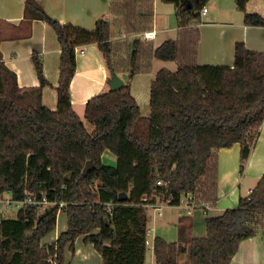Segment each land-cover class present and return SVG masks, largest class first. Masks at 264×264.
<instances>
[{
    "label": "trees",
    "instance_id": "obj_1",
    "mask_svg": "<svg viewBox=\"0 0 264 264\" xmlns=\"http://www.w3.org/2000/svg\"><path fill=\"white\" fill-rule=\"evenodd\" d=\"M123 1L122 8L133 12L138 0ZM160 1L174 5L184 30L209 0ZM248 1L235 0L244 24L264 26L260 14L246 12ZM150 10L151 6L145 14ZM26 11L57 37L61 50L57 104L50 110L42 103L41 89L48 81L35 52L32 60L40 86L31 89L18 86L0 52V195L9 193L14 200L44 196L52 204L42 209L27 205L15 218L0 220V264H64L65 247L73 252L80 236L101 255L102 264H145L144 205L153 203L156 195L178 205L183 196L197 193L211 202L216 195L217 150L236 143L243 171L264 121V54L238 42L232 67L198 65V32L185 30L179 40L168 39L155 48L133 38L121 62L119 43L111 40L113 31L104 18L87 30L61 25L33 0L26 2ZM89 44H96L110 73H126L129 79L152 59L178 63L175 71L156 72L148 116L141 115L130 84L125 83L85 102L84 117L93 125L91 133L86 130L72 108L70 83L75 50ZM106 150L116 156L114 166L102 162ZM88 161L91 166L84 174ZM121 192L126 198L119 201ZM60 210L67 229L42 247ZM262 224L264 174L249 195L239 197L235 208L206 217V236L191 239L187 250L154 237V264H177L185 250L189 264H229L240 242L254 237Z\"/></svg>",
    "mask_w": 264,
    "mask_h": 264
},
{
    "label": "crops",
    "instance_id": "obj_2",
    "mask_svg": "<svg viewBox=\"0 0 264 264\" xmlns=\"http://www.w3.org/2000/svg\"><path fill=\"white\" fill-rule=\"evenodd\" d=\"M28 0H0V52L5 65L11 69L17 77L18 86L22 89L37 88L40 86L36 69L32 60L35 52L41 59L43 75L48 84L41 89L42 103L50 110L56 109L57 97L56 86L58 82V68L60 46L57 37L50 26L44 21L31 18L27 15L26 2ZM51 18L57 20L61 25L71 24L87 30L95 28L96 21L104 18L111 26L113 34L112 41L124 40L125 36L139 39L141 42H149L152 47H157L168 39L179 40L183 31L197 30L196 63L198 65L232 67L234 63V48L236 43L244 46L255 53L264 54V26H250L243 22L244 14L236 9V4L231 5L227 1L224 11L219 5L214 10L207 11L199 16L200 23L196 26L189 24L183 28L179 24L176 15L177 27H163V18L158 20L155 5L160 0L143 1L138 0L133 4L131 11H126L123 0H33ZM232 2H235L232 1ZM152 11L145 14V11ZM174 6V5H173ZM247 13H257L264 18V1L249 0L246 4ZM123 13V14H122ZM146 17L147 20H142ZM127 23V24H126ZM129 25V26H128ZM141 30V28H143ZM140 28V30H139ZM146 32H154L151 40H143L141 35ZM116 33V34H115ZM115 35V36H114ZM128 42V43H129ZM83 48V53L79 49ZM76 70L70 83V97L78 92L81 103L95 93L104 91L110 72L104 64V60L98 51L96 44H89L77 48ZM165 62H172L170 68H166ZM176 61H163L152 59L147 68L138 71H148L147 81H143L142 90H136L135 81L137 77L144 74L136 73L130 84V91L135 98L141 115L146 117L149 112L144 113L143 108H149L150 84L155 78L158 70L165 68L170 71L177 69ZM125 83L126 73L117 74ZM94 77V79H93ZM91 82L92 85H86ZM72 104V108H74ZM74 110V109H73ZM147 111V110H145ZM106 159L107 164H105ZM116 156L110 151L102 155L105 165L114 166ZM240 145L234 144L230 148L217 150V175L216 195L211 202H205L202 195L188 194L183 196L178 205H171L161 200L159 195L154 197L155 201L144 205L146 214V230L149 240V231L153 232L151 241L146 244L145 264H154L153 251L151 258L147 257V250L154 237L159 236L166 242H174L183 246L186 250L191 239L204 238L206 236V217L221 216L227 209L235 208L239 197L250 194L264 174V121L252 145L249 157L240 172ZM11 198L9 193L0 195V200ZM189 200V201H188ZM208 206V207H207ZM161 209V210H159ZM3 210V211H2ZM0 202V220L2 212L8 211ZM61 210L58 212V214ZM58 214L55 229L42 238L41 246L48 247L54 243L60 233L66 231L67 221L58 224ZM65 215V214H64ZM66 217V215H65ZM6 219V218H5ZM84 236L74 241V251L71 253L68 246L64 249V264L68 261L67 251L73 256H80V262H85L87 257H96L98 264H102L101 255L94 249L92 244H84ZM48 239L47 241H45ZM180 253L177 264H181L184 257L185 264H189L188 253ZM264 263V224L260 225L257 234L240 242L238 250L229 264H261Z\"/></svg>",
    "mask_w": 264,
    "mask_h": 264
},
{
    "label": "rangeland",
    "instance_id": "obj_3",
    "mask_svg": "<svg viewBox=\"0 0 264 264\" xmlns=\"http://www.w3.org/2000/svg\"><path fill=\"white\" fill-rule=\"evenodd\" d=\"M227 1L229 2V3H231V5H234L235 4V2H232V1H234V0H209L208 1V3L205 5V7L210 11V12H212L213 10H214V6H220V7H223L224 8V11L226 10V8H230V5H229V7H227ZM155 9H156V15L158 16V20L160 21L161 20V18H163V27H171V28H175V27H177V22H176V20H175V17H174V15H175V12H174V6L172 5V4H167V3H163V2H161V1H157L156 2V5H155ZM200 23V21H199V17L196 19V20H193L192 21V25H194V26H196V25H198ZM127 24V23H126ZM129 26V25H128ZM116 34V33H115ZM115 36V35H114ZM124 38H127V39H124V40H117V43H119L118 45H119V47H120V51H119V53H118V60L119 61H121V62H123V60L122 59H124V58H126V56H125V52L127 51V49H128V46H129V41H126V40H128L130 37H128V36H125ZM137 38V37H136ZM197 41H198V39H197ZM120 58H122V59H120ZM104 64H105V62H104ZM165 65V67L166 68H170V66L173 64L172 62H165L164 63ZM138 72V71H137ZM139 73V72H138ZM137 73V74H138ZM139 74H144V76H139V77H137L136 78V80L135 81H140V82H135L136 83V86H135V88H136V90H142V83H143V81H147V77H148V74H149V72L148 71H143L142 70V72L140 71V73ZM135 76V75H134ZM134 76L132 77V78H134ZM132 78L131 79H129L128 78V76H126L125 77V79H126V81H128V83H130L131 81H132ZM93 79H94V77H93ZM109 81V80H108ZM108 81H107V83H106V86H105V88L106 89H104V91H102V92H105V91H108L109 90V85H108ZM92 85L93 83H91V82H88V83H86V85ZM87 85V86H88ZM101 93V92H100ZM97 94H99V93H95V94H93L92 96H95V95H97ZM92 96H90L89 98H91ZM88 98V99H89ZM87 99V100H88ZM86 100V101H87ZM73 101H74V103L73 102H71L72 104H74L73 106H74V111L76 112V114L79 116V118L81 119V121L84 123V125H85V128H86V130L89 132V133H91L92 132V130H93V125L92 124H90L87 120H86V118L84 117V105H83V103H81V100H80V97H79V94H78V92H75L74 94H73ZM85 101V102H86ZM145 110H147V111H145ZM143 112L144 113H147V112H149V108H147L146 107V109L145 108H143ZM104 162H105V164H107V161H106V159H104ZM7 199H9V198H7ZM3 206H4V204H3ZM3 211V210H2ZM17 209L16 208H12V209H10V210H8V211H5V212H2V218L3 219H5V218H15L16 216H17ZM64 221H66V217H65V215H64V213L63 212H60L59 214H58V224H57V227L58 228H60V226H59V224L60 223H63ZM50 234V233H49ZM153 236V232H151L150 233V231H149V242L151 241V237ZM48 239H46L45 241H47ZM151 250H147V257L149 258V261H150V256H151ZM66 253H68V255H70L69 256V259H68V261L67 262H65V264H98L97 262V260H96V257H87L86 259V261L85 262H80V256H73V255H71V253H69L68 251L66 252ZM145 261H147V259L145 260ZM181 264H185L186 262L184 261V257H182L181 258ZM261 264H264V263H261Z\"/></svg>",
    "mask_w": 264,
    "mask_h": 264
},
{
    "label": "built area",
    "instance_id": "obj_4",
    "mask_svg": "<svg viewBox=\"0 0 264 264\" xmlns=\"http://www.w3.org/2000/svg\"><path fill=\"white\" fill-rule=\"evenodd\" d=\"M207 11L206 7H203L201 10L199 11H195L194 12V15L195 16H200L201 14H204L205 12ZM155 36L154 32H146V33H143L141 35V38L143 40H151L153 39ZM77 48L75 50V53L77 54ZM79 53H83V48L82 49H79ZM181 201V200H180ZM189 201V200H188ZM0 202L2 204H4V206L7 208V209H12V208H16L17 210H19L20 208L24 207V206H33V207H38V208H44L45 206H48V205H51L52 203L46 201L45 197H41V199H38V198H35L33 196H26L25 198L21 199V200H14L12 198H9V199H4V200H0ZM168 203V202H167ZM110 204H107L106 205V208L108 211H110ZM208 207V206H207ZM161 210V209H159ZM148 235V232L146 234V236ZM146 244L148 245V240L146 239ZM150 250L153 251V242L150 246ZM51 264H55L53 261H50Z\"/></svg>",
    "mask_w": 264,
    "mask_h": 264
},
{
    "label": "water",
    "instance_id": "obj_5",
    "mask_svg": "<svg viewBox=\"0 0 264 264\" xmlns=\"http://www.w3.org/2000/svg\"><path fill=\"white\" fill-rule=\"evenodd\" d=\"M108 85H109V90H115L118 88H121L124 86V82L123 80L115 73H110V79L108 81ZM91 166V162L88 161L86 162L84 169H83V173L86 174L89 170ZM126 198V194L124 192H121L118 194V200L122 201Z\"/></svg>",
    "mask_w": 264,
    "mask_h": 264
}]
</instances>
